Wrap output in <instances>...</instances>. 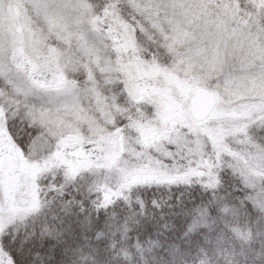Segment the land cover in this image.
<instances>
[{
    "label": "snow or ice",
    "instance_id": "6c2138e0",
    "mask_svg": "<svg viewBox=\"0 0 264 264\" xmlns=\"http://www.w3.org/2000/svg\"><path fill=\"white\" fill-rule=\"evenodd\" d=\"M0 264H264V0H0Z\"/></svg>",
    "mask_w": 264,
    "mask_h": 264
}]
</instances>
